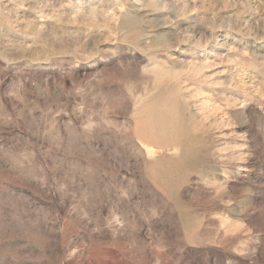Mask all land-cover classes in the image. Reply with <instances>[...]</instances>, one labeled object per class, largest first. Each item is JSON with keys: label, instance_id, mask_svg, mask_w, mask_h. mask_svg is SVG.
Wrapping results in <instances>:
<instances>
[{"label": "rangeland", "instance_id": "374dc122", "mask_svg": "<svg viewBox=\"0 0 264 264\" xmlns=\"http://www.w3.org/2000/svg\"><path fill=\"white\" fill-rule=\"evenodd\" d=\"M0 264H264V0H0Z\"/></svg>", "mask_w": 264, "mask_h": 264}, {"label": "bare ground", "instance_id": "6f19581e", "mask_svg": "<svg viewBox=\"0 0 264 264\" xmlns=\"http://www.w3.org/2000/svg\"><path fill=\"white\" fill-rule=\"evenodd\" d=\"M164 114H165V113H164ZM157 117H158V116H157ZM154 118H155V117H154ZM153 120H154V119H153ZM166 120H167V119H166ZM159 121H160V120H159ZM167 121H168V120H167ZM154 122H155V121H154ZM162 122H164V121H162ZM159 123H161V122H159ZM163 125H164V124H163ZM166 125H167V124L165 123V125L163 126V129H164V127H166ZM168 125H169V124H168ZM157 126H158V125H157ZM159 127H160V125H159ZM159 127H158V128H159ZM161 127H162V125H161ZM161 127H160V129H161ZM165 129H167V128H165Z\"/></svg>", "mask_w": 264, "mask_h": 264}]
</instances>
